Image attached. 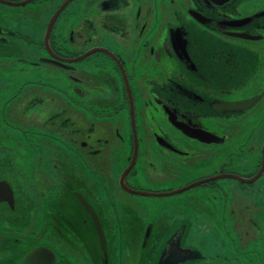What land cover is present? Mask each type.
<instances>
[{"label": "flooded vegetation", "instance_id": "flooded-vegetation-1", "mask_svg": "<svg viewBox=\"0 0 264 264\" xmlns=\"http://www.w3.org/2000/svg\"><path fill=\"white\" fill-rule=\"evenodd\" d=\"M3 1L2 3H6L5 1L8 0ZM23 1L25 0L11 2ZM32 1L36 0L20 5H26ZM54 1L58 3L59 0ZM64 1H59L57 9L55 8L52 12V17ZM156 1L70 0L59 12L52 25L49 48L45 44L48 21L42 43L46 54L41 58L29 57L27 63L33 66L45 63L59 66L71 72L69 74L72 78L73 76L78 78L72 86L75 96L67 94L68 104L65 114L72 125L73 123L77 125L80 119L83 125L82 127H66L68 130H66L65 146L77 159L87 158L88 161L85 163L89 175H93L96 169L92 163L98 160L109 143L105 136L95 134V127L103 123L107 127L129 128L132 148L125 169L133 156L135 138L137 156L134 164L123 177L125 169L117 175L116 187H112V190L97 189L99 196L105 197L108 201L104 207L99 204L98 199L89 189L88 171L86 173L77 172L73 167L68 170L69 166L62 160L59 161L62 158L54 154L47 156L45 151L52 146L51 143H47V140L42 145H37L35 137L38 134L41 136V131L46 132L43 138L49 140V135L57 136L59 127H34L32 130L28 127L20 128V138L23 137L26 144L22 148L30 150L31 153V156H27L31 162L27 158L25 160L34 165L31 167L24 164L21 166V171L15 173L16 177L8 178L0 174V180L7 182L12 191L11 199L7 184L4 185L7 198L0 201L5 210L0 216L2 225L0 236L3 237L2 241L12 240L9 241V246L13 248L16 242L22 246L21 254L17 257L9 256L4 264H19L26 252L37 247L52 252L54 257L51 264H218V260L222 262L228 257L229 264H236L240 261L246 264L251 251H257L256 253L260 255L259 264H264V219L257 221L253 217L255 211L264 216V186L239 188L238 191L250 198V202L254 204L244 205L245 214L242 215L243 210L240 211L242 218L235 217V208L229 209V220L224 222L229 227V239L211 232L207 224L196 226L199 232L210 235L204 238L209 239L215 236L221 240L206 245V247H202L195 241V234L191 231V222H179L159 235V228L158 233L153 234V225L149 221L145 228H142V234L139 235L136 228L139 225L135 224L138 220L128 218L131 214L140 218L147 215L138 196L158 194L169 196L162 193L173 190L152 192L129 180V177L136 173L139 158L137 127L143 126L138 123V119L141 122L147 121L146 127H154V130L150 132V143L156 142L155 151L161 149L168 158L172 154L185 157L192 154V150L185 145V142L188 145L200 144L202 147L208 146L211 149L219 143H225L226 136L218 132L219 123L229 125V121L239 118L245 112H251L264 98V88L261 92L250 96H244L239 92L240 86L248 79V73L252 72L248 69V63L251 61L254 63L255 55L252 49H247V46L240 42L264 40V7L252 10L251 14L241 15L236 10V5L242 0H228L220 5L210 0H182L181 9H174L172 12L174 17L170 16L172 20L161 31L162 36L157 37L152 43L149 42V38L139 40V36L144 34L148 27L146 33L150 28L155 27L154 23L149 26V22L153 21ZM170 2L173 4L174 0ZM90 7L93 11L98 9L100 14L105 16L102 19V25L110 33L118 35L122 46L118 47L115 44L112 48L107 44H97L84 50L82 47L75 46L79 45L75 39L76 32L80 34V39H83L85 44L88 39L79 29L63 27V21L70 12L76 10L85 14L89 12ZM60 19L62 26L58 27L57 22ZM243 19L245 21L240 22ZM83 23L86 29L94 30L93 20L90 18H84ZM191 23L196 25L201 32H197L195 28L192 29ZM0 28L4 32L0 34V39L9 42L10 35H15V33L7 28ZM65 31L67 36L61 34ZM204 33H208L209 36L205 37ZM243 34L250 38L243 37ZM131 39L135 44L131 45ZM68 45L72 49L65 52ZM85 53L88 54L80 60L64 61L62 64L52 62V54L65 59H75ZM145 60L157 64V68L164 67L160 64L163 61L168 68L173 65L175 69L172 74H167L168 71L165 70L164 75L158 78L143 75L139 77L137 74L139 64L145 71L149 68L143 65ZM81 63L84 66L76 71ZM177 72L182 77H176L174 73ZM31 82L34 86L43 85L39 81L22 82L20 98L25 102L34 99L32 96L29 97V93H24L28 89L31 92L34 91V88L29 87ZM260 94L259 99L249 108L229 109V103L250 99ZM41 99L40 96L35 95L36 101ZM45 101L46 99L38 104L43 113L47 112ZM33 105L35 106V103ZM61 112L64 113L62 110L58 111V113ZM78 113L83 118L77 119ZM48 115L51 119V113ZM133 118L135 125L132 122ZM49 125L55 126L52 120H49ZM165 127L169 130L167 131ZM261 127H264V123ZM201 131L205 132V137L213 141H202L193 136L200 134ZM29 132L33 134L31 137ZM171 135H176L180 144L172 139ZM261 142L258 143L260 154L257 158L259 163L256 170L239 173L221 168L215 175H204L197 178V180H207L200 186L216 187L218 179L231 178H213L221 174L252 177L261 167L263 145ZM249 149L252 148L248 147L246 151ZM240 150L242 148L236 152ZM94 157L98 158L94 159ZM89 160L91 165L88 164ZM99 164L104 166V163L99 162ZM97 174L103 179L99 173ZM262 175H264V170L259 178ZM124 194L131 196L139 206L144 207L146 215H140L129 206L123 199ZM81 198L91 206L99 219L106 251L101 247L93 218L81 202ZM256 208L258 210H255ZM120 211L127 214L123 221L118 217ZM112 212L116 214L114 229L116 227L117 234L113 227L108 226L110 221L107 215L111 216ZM216 245L224 249L226 254L217 253L214 249ZM255 246L258 249H255Z\"/></svg>", "mask_w": 264, "mask_h": 264}, {"label": "rangeland", "instance_id": "rangeland-1", "mask_svg": "<svg viewBox=\"0 0 264 264\" xmlns=\"http://www.w3.org/2000/svg\"><path fill=\"white\" fill-rule=\"evenodd\" d=\"M42 1L43 0H36L26 5H10L0 2V27L7 28L15 33V35H10L9 42H4L0 39V109L3 100L12 96L16 92L17 87H19L22 82L28 80L39 81L43 84V87L34 86L31 82L29 83V87L34 88V91L31 92L28 89L25 90L24 93H29V97L37 95L44 99L52 98L55 100L54 104L57 107L67 106L68 96L66 95L68 93H70V96H73L74 88H72V86L75 83V79L78 78L73 76V79L72 75L69 74L71 72L59 66H52L46 63L40 66L28 65L27 63L29 57L38 56L41 58V56L46 54V51L42 48L44 32L46 30L45 27L52 18V12L58 6L60 0L58 3L54 0ZM171 3L170 0L156 1L154 4V6L156 5V8H154L156 12L153 21L149 22V26L151 23H154L155 27L152 28L153 30L150 28L149 32L146 33L149 29L148 27L144 34L139 36V40L149 38V42L152 43L157 37L162 36L161 31L165 28L166 24L172 20L170 16L174 17L172 13L174 9H181L182 0H174L173 4ZM262 7H264L263 0H242L236 5V10L241 15H247L253 13L252 10L256 8L258 10ZM84 18L93 20L94 30L86 29L83 23ZM103 18H105V16L100 14L98 9L93 11L91 7L89 12L85 14L74 10V12H70L69 15L66 16V19L63 21V27L81 30V33L88 39L87 44L84 43L83 39H80V34L76 32L75 39L76 43L79 45L75 46L82 47L83 50L91 45L94 46L97 44H107V46H111L112 48L115 44L118 47L122 46V41L118 39V35L110 33L102 25ZM185 19L187 20V18ZM57 24L58 27H61L62 20H58ZM190 25L192 29L195 28L197 32H201L196 25L192 23ZM61 34L67 36L66 31ZM204 35L205 37L209 36L208 33H204ZM240 43H244L247 49H252L255 53L253 58L254 63H252V61L248 63V69L249 71L252 70V72L248 73V79L240 86L239 91L241 94H244V96H250L254 93L261 92L264 88V40L257 39L254 42L241 41ZM133 44L135 43H133L131 39V45ZM68 49L71 50L72 47L68 45L65 52H68ZM164 61L169 62L166 60ZM160 64H163L164 67L157 68V64H154L150 60H145L143 65L149 68L145 71L139 64V67H137V74L139 77L143 75L145 77L152 76L158 78L164 75L165 70L168 71L167 74L173 73L175 69L173 65L171 68L170 66L168 68L163 61H161ZM81 66H84V64H79L76 71ZM73 73L76 74V72ZM174 75L176 77H182L178 72L174 73ZM18 101H20V99H15L12 103V105L16 104L15 109L21 107ZM261 109H264V98L251 112H245L239 118L237 117L229 121V125L219 123L218 127L220 130L218 132L225 135L226 140L225 143H219L213 146L212 149L208 146L202 147L200 144L188 145L187 142H185V145L192 150V154L185 157L172 154L173 156L171 155L168 158V156L164 155L166 153H162L161 149L155 151L157 146L156 142L154 143L152 141V143H150V132L154 130V127H146L147 121L141 122L137 118L138 123L143 127H137L139 135V158L136 164V173L131 175L129 180L133 184L148 189V191L162 192L168 189L177 190L180 187H184L196 181L197 178L204 175H215L221 168H224L226 171H235L239 173L256 170L259 163L257 158L260 154L258 143L264 140V127H261L262 123H264V110L260 111ZM34 110L37 115H40L41 109L39 106H36V104ZM37 115L29 114L22 119L11 117L10 119L13 121L14 127L0 126V174L8 178L12 176L16 177L15 173L21 170V161L22 166L26 164L32 167L31 163L25 160L27 156H31V153L29 152L30 150L28 151L22 148V146H26V144L24 138H20L19 131L20 127H28V129L32 130L34 128L32 121L36 123ZM76 116L83 118L81 115ZM7 124L11 125L8 122ZM115 128L116 127H107L106 124L103 123H100L99 127H95V134L97 136H105L108 138L109 143L105 146L99 158L94 157V159L98 158V160L92 163L95 165L94 168L97 171H94L93 175H89V170L85 163V161H88L87 158L82 160L77 159L71 150H68L63 141L55 139L54 137L48 140L43 138L45 135L42 133L40 134L41 136L38 134L35 138L37 145H42L46 140L48 141L47 143H51V148L46 149L45 154L47 156L54 154L62 158L59 159V161L62 160L66 163L69 166L68 170L73 167L77 172L86 173V171H88L89 189L98 199L99 204L105 207L108 201L105 197L101 198L99 196L97 189L106 188L112 190V187L117 186V175L127 166L128 155L132 148V138L129 134V128L117 127V131ZM165 129L167 131L169 130L167 127H165ZM32 135L33 134L29 132V136L31 137ZM171 138L179 143L176 135H171ZM248 147L252 149L246 151ZM253 147L255 148L253 149ZM239 148H242V150L236 152ZM36 153L38 154L37 150ZM89 159L92 160V158ZM28 160L31 162L30 159ZM90 160L88 164L91 165ZM99 162L104 163V166H101ZM97 173H99L104 180ZM216 183V187L198 185L169 196H138V199L145 207L143 208L146 210L147 215L146 217L140 218L135 214H131L128 218L138 220L135 224L139 225L136 227L139 235L142 234V228H145L146 223L149 221L153 225V234L158 233L157 229L159 228V235L179 222H191V231L195 234V241L201 244L202 247H206V245H210L214 242H220L221 240L215 236L209 239L204 238L210 235L198 231V227L196 228V226L200 224L203 226L207 224L211 228V232L217 236H223L229 239V227L224 223L229 220V209L235 208V217L242 218L241 216L245 214L244 205L254 204L250 202V198L243 195L241 191H238L239 188H260L264 186V175L253 184H244L232 178H220ZM240 196L242 198H240ZM255 210H258V208ZM240 211H242V215ZM4 212V207L2 203H0V216H2ZM209 212L211 214H209ZM113 213L114 212H112L111 216L107 215V218L110 221L108 226L114 229L116 225V214L114 213V215ZM105 214H103L104 217H106ZM253 214L254 219L257 221H262L264 219L263 214L257 211L253 212ZM126 215L125 212L120 211L118 217L123 221ZM1 228L2 225L0 221V229ZM114 232L116 233V227ZM9 241L12 240H0V264H4L5 259H9L11 255L17 257L21 254L20 250L22 246L20 243L16 242L13 248L9 246ZM254 248L258 249L256 246ZM214 249L217 250V253L226 254L225 250L218 245H216ZM256 252L257 251L250 252L246 264H256V261H258L259 264L260 255ZM218 264H229V257L222 262L218 260ZM236 264H244V261H240Z\"/></svg>", "mask_w": 264, "mask_h": 264}, {"label": "water", "instance_id": "water-1", "mask_svg": "<svg viewBox=\"0 0 264 264\" xmlns=\"http://www.w3.org/2000/svg\"><path fill=\"white\" fill-rule=\"evenodd\" d=\"M28 1H30V0H25L23 2H16V3L15 2H11V1H5V2L7 4H11V5H20V4H24V3L28 2ZM69 1L70 0H65L61 4V6L57 10V12L53 15V17L49 21V24H48V27H47V30H46V35H45V44H46V46L48 48H49V35H50V31H51L52 25H53V23H54L57 15L59 14V12L62 10V8ZM210 1L214 2L215 4L217 3V4L220 5V4H222V3H224V2H226L228 0H210ZM0 2H4V1L3 0H0ZM242 21H245V20L244 19L243 20H240V22H242ZM2 33H4V32L0 28V34H2ZM242 36L243 37L250 38V36L245 35V34H243ZM251 38H256V37H251ZM87 54L88 53L79 55L75 59H65V58L60 57L58 55L52 54L53 55L52 62H55L57 64H62V62H64V61L80 60V59L84 58ZM263 93H261V94H263ZM261 94L255 96L253 98L243 100V101H236V102H233V103H229V109H232V108H239V109L240 108H249L252 105V103H254L255 101H257L259 99V97L261 96ZM226 107H228V105ZM132 122H133V125H135L134 118H133ZM204 134H205V132H202L201 131L200 134H195L193 136L199 138L202 141H213V139L205 137ZM136 156H137V141H136V138H135V146H134L133 156H132V159H131L130 164L124 170V172L122 174V177L129 171V169L131 168V166L134 164V162L136 160ZM263 170H264V142H263V145H262V162H261V167L259 168V170L257 171V173L254 174L252 177L245 178V177L240 176V175H237V174H221V175L215 176L213 178L231 177V178H234V179L239 180V181H242V182L251 183V182H254L255 180H257L259 178V176L261 175V173L263 172ZM205 181H207V180L206 179L197 180V181H194V182H192V183H190L188 185H185L184 187H181V188H179L177 190H172L170 192L162 193V194L163 195H171V194L179 193V192H182L184 190H187V189H189L191 187L198 186V185L202 184ZM5 184H7V182H5L4 180H0V201L5 200L7 198V195H6V193H4V188H3ZM122 186H124L123 183H122ZM7 187L9 189V196L12 199L11 187L8 184H7ZM139 192L140 193H143V194H149L147 192H142V191H139ZM154 195H156V194H154ZM160 195L161 194H158V196H160ZM123 199H124V201L129 206H131L140 215H142V216H145L146 215L145 210L141 206H139L136 203V201L131 196H129L127 194H124ZM81 202L86 206L87 210L90 212V214H91V216L93 218V221H94L96 230L98 232V235L100 237L101 247L103 248V250L106 251V243H105L104 234H103V231H102V228H101V225H100V222H99V219H98L96 213L94 212V210L91 208V206L83 198H81ZM0 240H3V237L0 236ZM53 257L54 256H53L52 252H50L49 250H47L45 248L37 247V248L31 249L28 252H26L25 255L23 256V258L21 259V261H20L19 264H51L53 262Z\"/></svg>", "mask_w": 264, "mask_h": 264}, {"label": "trees", "instance_id": "trees-1", "mask_svg": "<svg viewBox=\"0 0 264 264\" xmlns=\"http://www.w3.org/2000/svg\"><path fill=\"white\" fill-rule=\"evenodd\" d=\"M41 87H43V85H41ZM73 96H75L74 92H73ZM20 97H21V86L17 87L16 92L12 96H9L3 100L2 106L0 109V116H1L0 126H2V127H14V123H12L13 121L10 119L11 117H16L17 119H22L26 115H29V114H36L37 115V113L34 110L35 106L33 104L35 103L36 106H38V104H41L40 101L44 100V98L41 97L42 98L41 100L36 101L35 96H32V98H34V99H31L28 102H25ZM15 99H20V101H18V103H20V105H21V107L19 109H15L16 104L12 105V103ZM49 101H50V103H49ZM45 102H46L45 106L47 108V112L43 113L41 111L40 115H37V117H36V123L32 121V125H33V127H59L57 136L53 135V137L65 142V140L67 139L66 130H68L66 127H77V126L82 127L83 121L80 119L81 117L79 118L77 116V119L78 118L80 119L77 121L78 124L74 125V123H73V125H72L68 121V118L66 117V114H65L66 107L65 106L64 107L63 106L57 107L54 104L55 100L52 98H50L49 100L46 99ZM60 109L64 113H62V112L58 113V111H61ZM50 113L52 115L51 119L49 118V115H48ZM78 114L80 115V113H78ZM38 118H40L41 121ZM49 120H52V122L55 124V126H50ZM7 122L10 123L12 126L7 124ZM20 128H22V127H20ZM41 133L43 135L46 134V132H43V131H41ZM48 137L52 138V136H50V135ZM36 147H37V145H36ZM47 159L49 160V158H47ZM43 165H44V163H43ZM20 166H22V161L20 162ZM21 169H22V167H21ZM40 170L44 171L43 168H40ZM20 171H18V172H20Z\"/></svg>", "mask_w": 264, "mask_h": 264}]
</instances>
